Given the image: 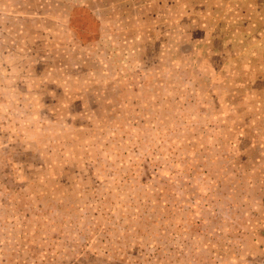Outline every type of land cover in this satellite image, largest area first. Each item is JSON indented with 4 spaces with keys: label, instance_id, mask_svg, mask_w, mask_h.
Listing matches in <instances>:
<instances>
[{
    "label": "rangeland",
    "instance_id": "374dc122",
    "mask_svg": "<svg viewBox=\"0 0 264 264\" xmlns=\"http://www.w3.org/2000/svg\"><path fill=\"white\" fill-rule=\"evenodd\" d=\"M0 264H264V0H0Z\"/></svg>",
    "mask_w": 264,
    "mask_h": 264
}]
</instances>
